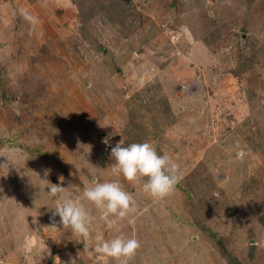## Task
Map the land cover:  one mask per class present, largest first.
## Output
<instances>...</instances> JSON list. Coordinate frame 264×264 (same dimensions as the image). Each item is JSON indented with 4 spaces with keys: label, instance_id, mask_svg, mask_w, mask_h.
I'll list each match as a JSON object with an SVG mask.
<instances>
[{
    "label": "rangeland",
    "instance_id": "obj_1",
    "mask_svg": "<svg viewBox=\"0 0 264 264\" xmlns=\"http://www.w3.org/2000/svg\"><path fill=\"white\" fill-rule=\"evenodd\" d=\"M145 140L180 167L162 198L111 172ZM113 179L128 217L53 216ZM121 233L127 264H264V0H0V264H120L89 251Z\"/></svg>",
    "mask_w": 264,
    "mask_h": 264
},
{
    "label": "clouds",
    "instance_id": "obj_2",
    "mask_svg": "<svg viewBox=\"0 0 264 264\" xmlns=\"http://www.w3.org/2000/svg\"><path fill=\"white\" fill-rule=\"evenodd\" d=\"M107 142V141H106ZM111 172L114 176H123L128 181L142 182L143 190L153 197H164L172 192L181 181L180 167L168 154H162L149 141L118 142L111 148ZM47 176V170L45 171ZM46 194L53 200H58L66 187L60 184L48 183ZM219 197V193H213ZM85 202L93 205L99 212V218L112 223L114 218H125L135 211L133 195L126 191L119 180H94L84 187L82 193L75 198H64L55 207L53 216L60 217L63 227L87 240L91 233L94 217ZM94 249L89 254H98L104 258H115L120 264H127V259L135 254L140 242L135 237L118 234L111 239L103 236L95 237ZM85 250H89L85 244Z\"/></svg>",
    "mask_w": 264,
    "mask_h": 264
},
{
    "label": "trees",
    "instance_id": "obj_3",
    "mask_svg": "<svg viewBox=\"0 0 264 264\" xmlns=\"http://www.w3.org/2000/svg\"><path fill=\"white\" fill-rule=\"evenodd\" d=\"M210 239H212V238H210ZM220 244L217 243L216 246L220 247ZM221 251H222L224 259L227 261L228 264H241L240 260L234 254H232L230 251H228L227 249L224 248Z\"/></svg>",
    "mask_w": 264,
    "mask_h": 264
},
{
    "label": "crops",
    "instance_id": "obj_4",
    "mask_svg": "<svg viewBox=\"0 0 264 264\" xmlns=\"http://www.w3.org/2000/svg\"><path fill=\"white\" fill-rule=\"evenodd\" d=\"M88 246H89V245H88ZM138 255H139V254H138ZM99 257H100V256H99ZM143 258H144V256H143ZM149 258H152V259H151V262H150V261H148V262H150V263L152 264V262H154V260H153V258H154V255H151V254H150V252H149ZM145 260H147V259L145 258ZM114 261H115L114 259H113V260H111V262H112L113 264H114ZM150 263H149V264H150Z\"/></svg>",
    "mask_w": 264,
    "mask_h": 264
},
{
    "label": "water",
    "instance_id": "obj_5",
    "mask_svg": "<svg viewBox=\"0 0 264 264\" xmlns=\"http://www.w3.org/2000/svg\"><path fill=\"white\" fill-rule=\"evenodd\" d=\"M48 264H52V262L50 261Z\"/></svg>",
    "mask_w": 264,
    "mask_h": 264
}]
</instances>
